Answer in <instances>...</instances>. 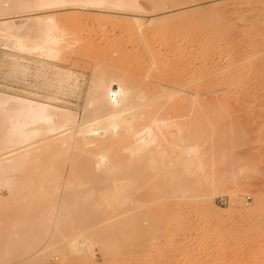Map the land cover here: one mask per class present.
Listing matches in <instances>:
<instances>
[{
	"label": "bare ground",
	"instance_id": "bare-ground-1",
	"mask_svg": "<svg viewBox=\"0 0 264 264\" xmlns=\"http://www.w3.org/2000/svg\"><path fill=\"white\" fill-rule=\"evenodd\" d=\"M178 2L0 0V41L20 54L11 72L20 73L25 82L32 76V88L39 86L45 93L40 96L38 89L22 93L0 89V187L16 198L26 188L22 185L30 181L28 178L43 169L49 175L41 186L56 190L51 206L42 210L50 214H46L48 220L43 218L47 224L42 240L36 245L33 242L32 256L39 257L58 245L55 241L72 202L69 188L77 178L82 184L99 181L100 198L110 190L116 192V204L124 208L119 216L127 219L146 216L140 204L163 198L169 206L162 215L176 221L177 248L182 254L185 250L175 264H192L193 252L200 260L214 261L217 250L232 248L237 245L234 237L246 234L242 224L250 225L264 217V191L256 193L250 204L235 188L239 180L249 177L246 164L232 165L236 170L230 166L231 174L226 173L230 167L222 159L228 153L225 139L232 132L219 127L220 122L233 120L225 111L232 107L224 99L232 96L233 88H247L251 82L248 88L256 87L264 67L254 65L255 49L249 55H240L228 46L229 41L224 42L226 34L220 24L223 10L215 9L214 15L203 9L174 12ZM57 9H94L131 17L105 18L112 22V31L122 35L115 47L124 44L113 48L114 55L112 49L111 54L100 50L86 59L92 72L84 85L75 70H61L65 64L60 59L65 48L92 41L84 36L65 44V30L86 24L89 18L80 11L62 18L53 14ZM196 14L211 25L193 33ZM90 19L100 21V16ZM97 27L100 33V24ZM102 32L105 37L109 35ZM105 44L103 38L97 46ZM122 54L128 60L126 64L119 60ZM223 57L227 61L225 69L220 65ZM210 92L219 95L200 100ZM229 184L234 187L232 205L240 203L243 214L258 212L260 217L251 215L241 222L234 214L228 220L219 218L216 195ZM4 201L0 197V205ZM107 202L111 205L114 199ZM104 212H100V220L110 215ZM191 215L197 216L196 222L190 220ZM225 221L230 222L223 228ZM262 226L258 233H264ZM6 239L2 236L0 242ZM7 241L13 247L18 243L13 238ZM251 248L250 252L256 251ZM110 252H114L113 244ZM260 255L259 264H264Z\"/></svg>",
	"mask_w": 264,
	"mask_h": 264
},
{
	"label": "rangeland",
	"instance_id": "rangeland-1",
	"mask_svg": "<svg viewBox=\"0 0 264 264\" xmlns=\"http://www.w3.org/2000/svg\"><path fill=\"white\" fill-rule=\"evenodd\" d=\"M173 9L174 12L185 11L184 9L197 12L196 10L203 9L209 15H214L215 13H212L216 12L217 9L223 10L220 24L222 31L226 34V41L224 40V42L229 41V44L227 43L228 46L234 50L236 49L240 55H249L255 49V52L252 53L254 55V65L258 67L259 64H262V67H264V0H180ZM79 11L89 19L86 24H77V26L65 30V40H67L65 44L67 45L74 38L83 39L84 36H88L92 41L90 43L88 41L86 43L79 41L73 46L65 48L60 61L65 64L61 70H75L76 75L81 79H79L80 82L84 85L92 72L86 59L92 55H97L100 50L108 51L107 54H111L113 48H121L124 44L121 42L122 45H116L115 47L114 43L120 40L122 35L119 32L114 33L111 29L114 28L111 26L112 22L105 20V18L117 16L121 19H129L131 17L125 13L111 14L103 10L94 9L83 11L57 9L53 14L63 18ZM43 13L45 14L46 12ZM169 14H172V12ZM94 15L100 16V21L98 19H90V17H96ZM195 16L197 17L196 23L191 26L193 33L200 31L202 26L208 28L211 25L200 19L199 14ZM99 24L100 33L97 27ZM103 30L108 32L109 35L107 34L108 36L105 37ZM127 36H125V40ZM103 38H106V44L98 48L97 45L100 42L102 43ZM3 43L0 41V89L8 90L12 93L31 92L32 89L36 91L38 89V92L41 91L39 92L40 96L45 95L43 88H39V86L37 89L32 88L33 84H35L32 76L25 82L20 73L11 72L12 63L20 59V54L15 48L6 47ZM115 50H113V55ZM122 57L123 54L119 60L126 64L128 60H126V57ZM220 62L221 68L225 69L227 65L226 58L222 59V61L220 60ZM31 66L34 67V63ZM263 73L264 71L261 72L262 75L260 77L264 75ZM260 77L256 79L259 80L256 81V87L253 86V89L248 88L253 83L251 82L247 88L246 86L233 88L235 92L233 90L231 97V94L227 95L229 98L224 100L227 102L226 105L229 103V107L231 105L232 108L229 110L225 108V111L232 114L233 120H224L219 125L220 130L224 129L233 133L232 137V133H229V136L227 135L225 139L228 140L225 145L228 153L224 155L226 157L222 161L225 160L227 168L232 167V165L238 167L243 162L246 164L245 168L249 169L245 170L247 173L249 171L248 176L251 178L246 177L242 181L239 180L235 188L237 187L239 196L244 199L246 197V202L250 204L254 202L256 193L264 191V76ZM243 88L246 89L244 90ZM218 95L219 93L210 92L201 95L200 100H207ZM247 96L252 97V100L250 97V100H247ZM230 100L234 105L231 104ZM74 105H76V102ZM236 132L238 133L237 135ZM207 140L210 143L211 136ZM209 143H207L208 146H210ZM208 150L211 151L210 147ZM238 160H240L239 163ZM228 161L231 162L229 163ZM253 162L254 164H252ZM231 167L227 169V172L225 171L227 174H231L234 169V167H232L233 169ZM48 175L45 174L43 169L38 171V173L34 172L28 178V181L29 179L30 181L26 185H22V187L26 186V188L22 189L16 198L11 197L6 188L0 187V197L5 200L0 205V210H4V213L0 211V234H2L1 237L7 238L6 241H3L5 244L0 242V264H175L176 259L178 261V258L181 257V249L177 248L179 240L177 223L172 217L168 218L162 215L163 210L165 212L167 206H169L167 203L166 205L164 204L163 198L140 204L139 207L147 213L146 216L127 219L119 216V213L124 208L119 207L120 204H116V192H111L110 190L108 194L100 198L99 181L93 180L92 184L90 182L82 184L78 178L77 182L75 181V184L73 183L72 187L69 188L72 202L68 207V216L64 219L61 232L55 241V246L56 244L58 245L53 250L51 249L39 257L32 256L33 246L37 244V241L42 240L43 227L44 224H47L45 221L48 220V215L46 214H50L49 211L42 212V210L51 206L49 205L50 199L53 201V197L56 194V190L53 187L41 186V182L45 181ZM47 179H50V176ZM230 187L231 184L225 186L216 195V203L220 210L219 218L228 220L234 214L237 221L241 222L251 215L260 217L258 212L252 214L251 211H248L243 214L240 203L235 206L232 205L231 191L234 187ZM261 194L264 195V193ZM111 199H114L113 204H106ZM132 207H134V204H132ZM47 208L44 210H47ZM103 211L110 215H108V218L100 220V212ZM85 215L91 218L99 216V218L87 219ZM44 217H46L45 221ZM191 217L193 219L191 218L190 220L196 222L197 216L191 215ZM229 222L225 221L223 228ZM263 224L264 217L260 218V221L251 222L250 225L249 223L247 225L246 222L242 224L247 236L242 232L241 234L246 237L240 233L239 235L237 234L233 239L237 243L235 245L236 248L235 246L232 248L227 246L224 250H217L216 258H213L214 261H211L212 258H207L208 260L202 258L200 260L196 257L197 254L193 252L191 255L194 257L192 259L194 264H199L200 261V264H226L227 260L229 261L227 262L228 264H259L262 261L260 254L264 256V233H258L257 229L263 228ZM12 238L16 243L18 241L19 244L14 245L17 248L11 246L12 244L8 245L7 240L10 239L11 241ZM112 244L114 246L113 253L110 252ZM250 248L256 249V251L254 250L255 252L252 250L254 254L250 252ZM86 250H88L87 253ZM183 251L185 252V250ZM257 251H260V253ZM184 252L182 255H184ZM248 253L251 254L248 255ZM237 259L239 260L238 262ZM193 262L191 263L193 264Z\"/></svg>",
	"mask_w": 264,
	"mask_h": 264
}]
</instances>
